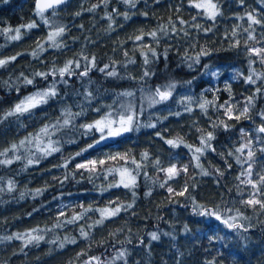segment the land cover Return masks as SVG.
Here are the masks:
<instances>
[{
    "label": "trees",
    "instance_id": "obj_1",
    "mask_svg": "<svg viewBox=\"0 0 264 264\" xmlns=\"http://www.w3.org/2000/svg\"><path fill=\"white\" fill-rule=\"evenodd\" d=\"M217 2L220 4V0ZM98 3L100 0H71L67 6H61L57 10L58 15L53 19L69 26V31L62 37L67 44V47L62 51L48 49L41 53L39 58L32 57L30 53L35 48L37 39L47 35V29L43 24L27 31L22 28V38L18 41L10 40L7 35H0V59L23 53L6 67L0 68V114L10 109L24 96L38 88H45L52 78L49 77L46 82L37 77L33 85H24L21 78L17 85L19 92L9 90L3 85V81L10 79L15 81L21 73L31 78V74L35 71H50L53 67H63L68 59L74 58L83 50L89 57H96V68L84 79V85L94 92L96 98L92 101L91 106H86L85 114L77 118L75 124L91 123L108 111L107 106L113 105L114 101L119 103L131 99L134 109L138 110L141 106L144 109L143 115L139 117V122L156 121L157 126L156 128L140 127L138 130L134 127L128 135L113 143L90 148L83 155L75 156V159H72L68 164L67 169L60 165H63L64 161L74 156L76 152L92 144L100 136L98 132L93 131L85 135L82 130H73L66 134H58L53 139L63 135L64 138L60 144L61 150L42 158L38 164L25 168L26 160H21L8 167L0 166V176L5 178V183L9 178L16 181L15 192L0 194V236L26 232L33 228L51 229L46 232L45 240L41 241L38 246H29L24 248L23 252L20 251L22 241L13 240L0 244V264H70V262L71 264H83L88 256H100L105 252V249L113 252V244L116 249H120L122 245L117 241H122L129 235H132L133 243L123 245L130 251L128 264H176L177 260H180L181 264H205L213 257L217 264H258L255 262L256 258H259V264H264V224L256 223V217L252 210H245L238 203L240 197L236 193L235 176L239 171V166L234 163L232 158H228L233 167L231 170H226L224 161L217 154L224 152L226 155L234 144L240 142L241 128L254 130L259 125L260 119L257 112L264 109V98L256 100V107L251 112L252 120L241 119L237 122L234 119L228 120L223 115V110L218 112L212 107H209L207 115L203 114L196 105L192 106L194 108L192 113L184 112L183 105L177 101L176 97L189 89L195 97L194 100L199 99L201 93H204V98L208 100L218 97L216 103L221 104L229 99L230 93L227 87H230L231 96L242 105L244 98L250 95L255 88L253 85L245 84L242 78L232 79L237 72L248 74V62L243 48H229L228 41L224 40L226 32L223 28L225 25L220 22L216 23L218 20L215 21L213 31L207 35L190 29L191 38L187 41L167 38L161 40L158 46L153 45L156 47L159 59L152 60L148 67L155 74L141 84L138 78L144 71L143 57L137 44L128 38L139 34L141 29L148 32L157 28L158 25H167L170 16L175 21L176 16L173 9L181 3V0H160L159 4H153L152 0H148L147 4L141 2L133 11L137 13L146 11L148 17L145 18L139 14L132 15L129 20H124L122 16L114 17L115 31L108 30L110 22L103 17L113 8L123 13L126 10V5L120 0H110L106 8L101 6L95 12L86 11L93 4ZM226 5L232 7L238 4L236 0H225V4H220V7ZM81 8L85 9L82 15L74 16L73 14L80 11ZM34 9L35 0H6V2L0 0V29L8 27L15 29L33 20H38L34 15ZM222 12L224 14L221 17L224 20V16L227 14ZM46 15H50V13H46ZM180 15L191 22V17L196 15V10L189 8L187 0H184V7ZM197 22L205 28L213 23L203 17H198ZM80 25H83L82 29ZM177 27H180L178 23ZM149 42V38L145 37L144 43ZM190 44H193L194 47H189ZM241 44H243V40H241ZM169 45H171L170 48ZM201 47H207L212 54L202 57L200 64L189 69L182 59L185 50L189 55L195 56ZM165 48H169L167 59L164 57ZM124 51L128 52L127 58L124 56ZM129 58L135 63L127 64V67H124L123 65ZM113 61L116 62L114 65ZM105 64L115 67L122 78L106 77L99 72L98 68ZM205 64L209 65V69L212 71L218 69V77L206 74L203 67ZM255 67L264 71L259 64H256ZM129 74L137 79H127ZM57 79L59 78L57 77ZM65 79L68 77L66 76ZM89 80L91 81L90 85L87 83ZM189 80L192 81L190 85L186 83ZM169 81H175L177 84L173 97L163 104L149 108L147 100L143 99L147 95V91ZM69 84L70 87L58 85L63 100L50 101L48 105L35 109L31 116L26 114L19 120L16 117H11L0 124V150L9 147L12 143H18L30 133H36L44 123L50 120L54 121L65 103L73 105V111H78L74 102L82 101V97L76 96L73 90L83 91L81 81L78 77L73 76ZM141 87L144 88L143 92L140 91ZM209 88L212 91H205ZM125 90L134 91L135 96L132 98L121 97L117 100L116 94ZM66 91L72 94L65 96ZM94 108H101V111L98 113L93 110ZM170 112H180L181 115H170ZM165 116L167 119H164ZM209 117L212 121L225 120L226 123L233 126L229 131H224L222 127L215 130L216 138L212 144L217 151H208L200 161L203 167L210 172L215 168H220L224 171V176L219 178L218 185L215 175L200 176L197 174L195 176L196 187L193 189L190 186L189 192L197 202L207 208H213L218 204L223 207L221 203V196H223L224 201L232 202L236 207H241L242 211H246V215L252 216L254 227L244 234L247 236L246 241H242L236 233L229 232L214 218L194 215L191 210V201L186 199L187 194L185 197H175L178 203H170L166 189L160 188L158 183L153 184L151 180H146L143 172L138 177V187L135 189L137 199L133 209L129 212L122 211L116 217L105 219L102 225L88 227L100 219V213L96 209L115 207L114 204L110 205L111 201L118 200L129 203L132 196L131 192L124 188L102 187L107 184L104 172L100 171L89 178L88 172L75 168L76 164L92 159H102L117 153H128L140 161L141 153L145 151L149 153L151 160L159 158L163 166H168L169 163H176L178 166L194 164L189 149L185 147L171 148L156 133L161 132L164 138L169 139L180 136L186 143L199 146V133L196 128L211 130ZM77 129L79 128L77 127ZM69 138L75 142H68ZM26 147H31L35 151V145ZM109 147L112 148L109 149ZM21 151L25 156L28 155L27 151L23 149ZM115 152L116 154H114ZM37 155L39 154L37 153ZM144 163L147 164V167L143 171H147L150 177L158 178L159 181L164 179V174L158 173L150 162ZM128 167L134 168L135 166L129 164ZM69 172H74L75 177H69L61 184L60 179H63L64 175ZM194 172L198 173L199 169L189 167V175ZM54 177L58 179H54ZM109 177L115 179L112 175ZM185 179L186 177L182 175L178 180L170 181V183L179 190ZM150 188L151 195L146 196L145 193ZM36 189H41V194L34 197L31 193ZM103 189H107V191H103ZM228 189L232 191L229 192ZM20 192H25L27 195L21 199ZM88 196L92 198L91 202L86 199ZM80 205H84L85 208L91 206L93 210L89 211L76 224L65 225L61 228L53 227L60 211H64L67 217H71L74 212L83 211ZM132 212H135L136 215L133 216ZM59 219L63 221L65 217H59ZM259 219L264 220V216H260ZM185 224L190 229L187 233L184 232ZM81 226L85 231L90 232L89 240L80 237ZM117 229H123V231L117 233L115 238L109 235V233L116 232ZM129 229H131V233H129ZM157 229L161 233H172L176 239L172 240L170 236L161 235L160 240L151 242L150 251L143 246L137 247V236L142 237L144 243L148 244L147 233ZM65 236L76 237L77 243L67 244L63 249L50 243L56 237L62 240ZM206 236H221L226 239L223 242L216 241L210 244ZM101 240L106 241L103 247L98 243ZM89 245H91L90 248ZM259 248L263 252L261 256L257 257ZM82 249L88 251V256L76 259V254ZM218 252L222 255H218ZM117 264H122V262L118 261Z\"/></svg>",
    "mask_w": 264,
    "mask_h": 264
},
{
    "label": "snow or ice",
    "instance_id": "obj_2",
    "mask_svg": "<svg viewBox=\"0 0 264 264\" xmlns=\"http://www.w3.org/2000/svg\"><path fill=\"white\" fill-rule=\"evenodd\" d=\"M6 2V0H5ZM110 0H100V3L93 4L90 8L86 9L88 12H95L97 8L104 6L107 7ZM121 3L126 5V10L121 13L116 8H113L111 12H106L103 18L107 19L110 23L108 25V30L115 31V19L114 17L122 16L124 20L131 19L132 15H143L145 18L148 17V12H139L133 11L137 8V4L144 2L147 4L148 0H120ZM70 3V0H35V9L34 15L38 20H33L26 25H21L12 29L11 27L0 29V35H7L8 38L12 41H18L22 38V28L27 30L35 29L43 24L47 29V35L44 38L37 39L36 46L30 53L33 58H39L40 54L47 51L48 49L53 50H63L67 47L66 42L63 41L62 37L69 31V26L67 24L59 23L54 17L58 15V9L61 6H67ZM153 4H159L160 0H152ZM236 3L241 9H247L248 5L246 0H236ZM187 5L191 9L196 10V15L191 17V22L185 20L181 15V11L184 7V0H181V3L176 5L173 9L174 15L176 16L175 21L170 16L168 19L167 25H158L157 28L144 32L143 29L139 30V34L134 37H129L128 39L133 40V43L137 44L140 49L141 56L143 57L144 71L142 75L138 78L139 82L143 84L147 78H150L155 73L150 67L152 60L159 59V54L156 51L158 46L163 39H182L187 41L191 38L190 29H195L198 33L203 32L205 35L212 32L215 27V21L218 16H222L218 3L213 2V0H187ZM85 9L81 8L80 11L75 12L74 16H81ZM50 13V15H46ZM198 17H203L206 20H211L213 23L211 26L205 28L198 21ZM235 19L245 20L247 22V27H243L240 24L234 25L230 33L226 32L224 40L228 41V46L230 49H240L243 48L244 54L247 57L248 62V74L244 75L243 73L237 72L232 79L242 78L243 82L248 85L255 86L254 91L244 98V101L241 102L235 101L234 97L231 96V88L227 87L229 91V99L224 101L221 104H217L216 101L218 97H214L213 100H208L204 98V93H201L199 99L194 100L192 96L184 97L180 103L183 105L184 112L192 113L194 108L193 104L198 107V109L205 115L208 114L209 107L216 109V111L223 110V115L227 117L228 120H236L239 122L241 119L252 120L251 112L256 107V100L259 98H264V71L258 70L255 65L259 64L261 69H264V0H258V9L253 8L251 10H245L243 14H236ZM177 23L180 27H177ZM122 26V25H121ZM186 26V27H185ZM80 28H83V25H80ZM259 29V31H258ZM145 37H148L150 42L144 43ZM75 39V38H74ZM243 40V44H241ZM47 45V47H45ZM171 45H169V48ZM189 47H194L193 44H190ZM169 48H165L164 57L167 59V53ZM115 50V49H114ZM212 52L207 47H201L199 52L195 56L189 55L187 50L183 55V62L186 63L189 69H192L195 65L200 64L201 58L204 56L211 55ZM23 55V53H17L14 56H10L4 59H0V68L6 67L10 62L15 61L18 56ZM124 56L128 57V52L124 51ZM151 57V59H150ZM116 62L113 61V65ZM135 63L134 60L129 58L127 63L124 64V67H127V64ZM111 67V70L109 68ZM205 72L212 77H218L219 70L212 71L209 69V65L205 64ZM96 68V57L85 54L83 50L74 58L68 59L63 67L56 68L53 67L50 71H35L29 76L20 74L13 80L3 81V85L6 86L9 90H15L19 92V87L17 86L20 79H23L24 85H33L37 77L41 78L44 81H48L51 77V82L47 83V86L43 89H37L36 91L30 93L29 95L24 96L15 103L10 109L4 111L0 114V124H3L5 121L9 120L11 117H16L19 120L20 117L25 116L26 114L31 116L34 113V110L41 108L49 104L50 101L63 100L58 85L69 86V81L73 76L78 77L81 81V87L83 91L73 90L76 96L82 97V101L74 102L75 107L78 108V111H73V105L64 104L60 109V114L54 121L50 120L47 123H44L42 127L36 133H30L24 139L20 140L18 143H12L9 147L0 150V166L8 167L16 161L26 160L24 165L25 168L38 164L42 158L52 155L55 152H59L60 144L63 140V135L59 136L57 139H53L54 136L58 134H66L73 130H82L83 134L87 135L93 131L100 133L99 139L95 140L92 144H89L87 148L82 149L79 152H76L74 156L69 157L60 165L67 169L68 164L72 159H75V156H81L90 148H94L101 141L119 136L124 132L133 130L135 127L137 130L140 127L147 128H156L157 124L155 122H149L146 124H141L139 122V117L143 115V107L140 109H134L131 99L127 102H117L114 101L113 105H108V111H106L99 119L94 120L91 123H84L77 125L75 121L77 118L85 114L86 106H91L92 101L96 98L94 92L90 90L88 86L84 85V79L88 77L89 73ZM98 71L103 73L106 77L113 78H122L115 69V67L110 66L109 64L103 65V67L98 68ZM68 79H65V77ZM57 77L59 79H57ZM127 79L136 80L137 78L129 74ZM88 85L91 84L89 80ZM187 84H191L192 81H186ZM177 84L175 81H169L166 84L156 86L154 89H149L147 95L143 99L147 100L148 107H154L158 104H163L169 101L173 97V92ZM141 92L144 91V88L141 87ZM205 91H212V89H206ZM72 93L65 92V96H69ZM117 100L119 98H132L135 96L134 91L125 90L116 94ZM96 112H100L101 108H94ZM170 115L180 116V112L169 113ZM257 115L260 119L259 125L255 127L254 130H245L244 128L240 129V142L234 144L232 148L227 151L225 155L224 152H218L221 159L224 161L225 169L231 170L233 167L232 163H229L228 158H232L234 163L239 166V171L235 176L237 181L236 184V193L240 197L238 203L245 210L251 209L254 216L256 217V223L264 224V220H260V216H264V109L257 112ZM164 119H167L165 116ZM211 130H206L197 127L196 131L199 133V146H194L185 142L183 137L177 136L172 139H165L161 132H157L156 135L164 140V142L169 145L171 148L185 147L189 149L192 153L191 160L194 161V164H184L178 166L176 163H169L168 166H163L159 158L151 160L149 153L147 151L141 153V160L137 161L134 157H131L128 153H117L116 155H109L102 159H92L87 160L83 163H78L75 165L77 170L83 169L89 173V178L93 174H96L100 171L104 172L105 179L109 175L117 177L114 179V182L109 183L108 187H123L131 192L132 200L129 203H123L117 201H111L110 205L114 204L115 207H105L102 209H96L100 213V219L93 222L89 225V228L94 226L102 225L105 219H110L118 216L122 211L129 212L133 209L136 199L137 192L135 189L138 187V177L143 172V175L146 180H151L153 184L158 183L160 188L166 189L169 194L170 203H178L175 200V197H185L191 201L192 204V213L199 217H206L209 219L214 218L220 224H222L229 232H234L239 235L242 241L247 240V236L244 235L249 232V230L254 227L253 217L246 215V211H242L241 207H236L232 202L224 201L223 196H221V205H216L213 208H207L205 205L200 204L196 201L195 197L192 196L189 192V187L193 189L196 187L195 176L198 174L200 176L215 175L217 184L219 185L220 177L224 176V171L220 168H215L211 172L204 168L201 164V157L205 155L208 151L216 152L217 150L213 147L212 141L215 137V130L218 128H223L224 131H229L233 126L226 123L225 120L217 119L215 121L211 120L209 117ZM195 125V122H194ZM68 142H75L69 138ZM35 145V151L31 147ZM27 151L28 155L25 156L21 150ZM37 153L39 155H37ZM150 162L151 166L158 172L164 174V179L159 181V179H153L149 176L147 171H143L147 167V164L144 162ZM122 162V163H121ZM134 165V168L128 167V165ZM189 167L193 169H199L198 173H193L189 175ZM186 177L184 184L177 190L172 186L170 181H176L181 176ZM69 177L74 178L75 173L69 172L66 173L63 179H60V183L63 184L64 181L68 180ZM54 179H58L54 177ZM191 182V184H190ZM16 191V181L12 178L6 180L3 176H0V194L7 193L11 194ZM107 191V189H103ZM231 192V189H228ZM34 197L41 194V189H36L35 192L31 193ZM27 195L25 192H20V198L23 199ZM146 196L151 195V188L148 192L145 193ZM80 208L83 211L78 213H73L71 217H67L64 211L59 212L56 224L54 228H61L65 225L76 224L79 220L83 219L89 211L93 209L91 206L85 208L84 205H80ZM133 216L136 215L135 212L131 213ZM31 215V213H29ZM59 217H65L63 221ZM162 219V217H160ZM51 229H42V228H33L26 232H16L9 235L0 236V244L5 242H11L13 240L22 241V247L20 251L23 252L24 248L29 246H38L41 241L45 240V234ZM123 229H117L116 232L109 233L110 236L115 238L116 234L122 232ZM131 233V229L128 230ZM190 229L188 225H184V232H189ZM79 235L84 240L90 239V232L85 231L84 227L81 226L79 230ZM161 235L170 236L172 240H175L176 237L172 233L164 232L161 233L159 229L147 233L149 237V243L145 244L142 237L137 236V247L143 246L150 251V246L152 241H158L161 238ZM210 244L215 243L216 241L223 242L226 237L221 236H206ZM50 243L57 245L58 248L63 249L67 244H76V237L65 236L62 240L59 237L51 240ZM99 246L103 247L106 243L105 240L98 242ZM122 247L120 249L115 248V244L112 245L114 249L113 252H109L108 249H105V252L100 256H88V251L82 249L76 254V259H79L81 256H88L87 260L83 261V264H117L118 261L122 264H128V257L130 251L127 247L123 245H131L133 243L132 235L126 236L124 240L117 241ZM226 247L227 245H223ZM246 246V245H245ZM91 245H89V248ZM218 255L222 253L218 252ZM71 264V262H70ZM176 264H181L180 260L176 261ZM205 264H217L215 257L212 260H207Z\"/></svg>",
    "mask_w": 264,
    "mask_h": 264
},
{
    "label": "rangeland",
    "instance_id": "obj_3",
    "mask_svg": "<svg viewBox=\"0 0 264 264\" xmlns=\"http://www.w3.org/2000/svg\"><path fill=\"white\" fill-rule=\"evenodd\" d=\"M217 1H219V0H213V2H217ZM218 3V2H217ZM220 4H225V0H220ZM220 4L218 3V6H219V8H220V10H221V12L222 11H224L227 15H225L224 17H225V19L224 20H222V17L221 16H218L217 17V19L216 20H218V21H216V23H223L224 25H225V27L223 28V30L225 31V32H231L232 31V29H233V27H234V25H236V24H240V25H242L243 27H247V22L245 21V20H237V19H235L234 17H235V15L236 14H243V12L245 11V10H251V9H253V8H257L258 9V0H246V4L248 5V8L247 9H241L238 5H234V6H232V7H230V5H226L225 7H220ZM223 13V12H222ZM224 14V13H223ZM258 31H259V29H258ZM187 96H192L193 97V95L191 94V91L189 90V89H187V90H185L184 92H182L181 94H179V95H177L176 97H177V101L178 102H180L184 97H187ZM193 98H195V97H193ZM195 104H193L192 106H194ZM172 108L173 107H175V106H171ZM170 108V107H169ZM153 122H155L156 124H157V122L156 121H153ZM141 123L142 124H146V123H149V121H147V120H144V121H141ZM80 124H82V122H80V123H78L77 124V127L79 128V125ZM132 131V130H131ZM131 131H128V132H124V133H122L121 135H119V136H114V137H110V138H107V139H105V140H103V141H101L99 144H97L96 146H95V148L96 147H100V146H104V145H106V144H110V143H113V142H115L117 139H119V138H121V137H123V136H125V135H128ZM100 134V133H99ZM99 139V137L96 139V140H98ZM165 139H169V138H165ZM169 146V145H168ZM183 146H181V147H178V148H182ZM110 148H112V147H109V149ZM114 154H116V152L114 153ZM110 176V175H109ZM108 176V177H109ZM107 177V179H106V185H102V187H104V188H106L108 185H109V183H111V182H114V180L113 179H110V177L108 178ZM113 177V176H112ZM115 179H118V176L117 177H115ZM113 188H123V187H113ZM87 200H88V202H91V200H92V198L90 197V196H88L87 198H86ZM80 221V220H79ZM78 221V222H79ZM262 252H263V250L261 249V248H259L258 250H257V257H259V256H261L262 255ZM255 262L256 263H260L259 262V258H256V260H255Z\"/></svg>",
    "mask_w": 264,
    "mask_h": 264
},
{
    "label": "water",
    "instance_id": "obj_4",
    "mask_svg": "<svg viewBox=\"0 0 264 264\" xmlns=\"http://www.w3.org/2000/svg\"><path fill=\"white\" fill-rule=\"evenodd\" d=\"M71 1V0H70Z\"/></svg>",
    "mask_w": 264,
    "mask_h": 264
}]
</instances>
